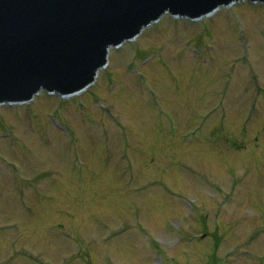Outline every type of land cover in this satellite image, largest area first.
Here are the masks:
<instances>
[{"label": "rangeland", "instance_id": "1", "mask_svg": "<svg viewBox=\"0 0 264 264\" xmlns=\"http://www.w3.org/2000/svg\"><path fill=\"white\" fill-rule=\"evenodd\" d=\"M143 33L78 100L0 108V264L264 263V231L247 243L264 225V12Z\"/></svg>", "mask_w": 264, "mask_h": 264}, {"label": "water", "instance_id": "2", "mask_svg": "<svg viewBox=\"0 0 264 264\" xmlns=\"http://www.w3.org/2000/svg\"><path fill=\"white\" fill-rule=\"evenodd\" d=\"M213 1L204 0L195 5L197 0H178L179 7L189 10H197ZM42 4L43 0L0 3V99L28 98L41 84H56L64 88L76 86L87 77L94 62L89 51L102 44L104 39L94 40L86 32L70 29H77L80 25L86 30L90 28L87 25L105 23L103 27L96 28V34L114 39L120 35L121 26L133 28L141 20V12L146 7L158 5V0H91L84 6L85 13L72 10L61 16V12H56L55 20L50 21L41 18ZM237 7L264 12L262 6H233ZM165 19L182 22L173 16ZM57 20L60 22L56 24ZM98 51V48L92 49V53Z\"/></svg>", "mask_w": 264, "mask_h": 264}, {"label": "bare ground", "instance_id": "3", "mask_svg": "<svg viewBox=\"0 0 264 264\" xmlns=\"http://www.w3.org/2000/svg\"><path fill=\"white\" fill-rule=\"evenodd\" d=\"M165 31H164V35H165ZM143 35V34H142ZM141 35V36H142ZM120 58V57H119ZM119 58H116V60L115 61H117V60H119ZM151 70H154L155 71V73L153 74L154 75V77L159 81V83H160V86H161V88H162V91H163V93H164V96L165 97H167V99H168V101L169 102H173L172 100H171V98H169V96H170V91H169V88H168V86H166V84L163 82V80L161 79V77H160V70H158L155 66H153V67H151ZM42 102V101H41ZM40 102V104H43V103H41ZM233 119H235V117H233ZM115 248L117 249V250H119V251H125V252H127V250H126V248L124 247V246H121V247H118V246H115ZM133 257L134 256H130V258L131 259H133Z\"/></svg>", "mask_w": 264, "mask_h": 264}]
</instances>
